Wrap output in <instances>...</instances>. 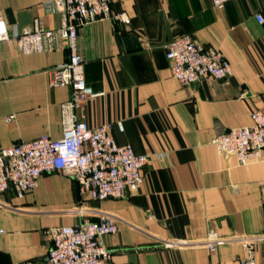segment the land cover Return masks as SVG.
<instances>
[{
  "label": "crops",
  "instance_id": "obj_1",
  "mask_svg": "<svg viewBox=\"0 0 264 264\" xmlns=\"http://www.w3.org/2000/svg\"><path fill=\"white\" fill-rule=\"evenodd\" d=\"M47 1L0 0L9 35L0 40V147L42 134L58 138L69 113L63 104L71 88L49 84L67 48L23 53L14 40L35 18L49 28L60 24ZM111 10L125 19L79 29L84 78L99 94L72 113L90 127L108 123L114 140L135 153L166 157H151L141 185L123 197L80 200L75 178L60 170L43 173L22 198L12 188L0 193V264L31 258L45 264L44 229L77 223L80 203L92 219L109 216L118 224L103 237L111 250L104 264H231L249 254L264 264V150L240 165L211 142L248 124L252 111L264 112V21L255 19L264 18V0L219 7L212 0H112ZM185 33L219 48L232 74L179 83L166 46ZM210 233L222 240L214 251Z\"/></svg>",
  "mask_w": 264,
  "mask_h": 264
},
{
  "label": "built area",
  "instance_id": "obj_2",
  "mask_svg": "<svg viewBox=\"0 0 264 264\" xmlns=\"http://www.w3.org/2000/svg\"><path fill=\"white\" fill-rule=\"evenodd\" d=\"M228 0H212L219 7ZM112 0H48L47 11L61 14L55 28L44 26L35 18L32 27L15 31L14 40L23 53L44 52L65 47L67 60L50 70V86H69L70 100L63 104L69 110L61 136L42 134L31 140L0 147V193L12 188L15 197L22 198L37 186L45 172L65 171L78 184L81 197L93 200L123 197L136 190L143 181L142 169L151 157L164 159L166 151L150 154L135 153L130 144H118L109 132L110 125L90 127L78 120L72 110L97 96L84 78L83 58L78 36L82 25L102 18L124 20L123 13H113ZM257 22L264 21L260 13ZM9 39L6 25L0 18V40ZM166 57L172 76L183 85L201 78L221 79L232 74V65L223 52L213 45H204L190 34H180L166 46ZM10 117L7 118L9 120ZM119 128H122L118 123ZM218 152L233 155L240 165L259 159L264 150V112L254 110L246 125L231 127L211 140ZM80 219L71 225H53L44 229L50 247L45 264H104L111 250L103 241L107 234L118 231L117 222L109 216L92 219L80 203ZM4 229L0 228V233ZM214 233L207 237V247L214 251L221 242ZM246 249L248 247L244 245ZM21 264H39L38 258ZM209 264H221L211 261ZM231 264H260L251 254Z\"/></svg>",
  "mask_w": 264,
  "mask_h": 264
}]
</instances>
